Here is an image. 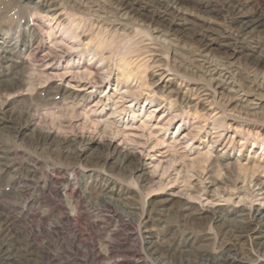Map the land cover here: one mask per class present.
<instances>
[{"label": "rangeland", "instance_id": "obj_1", "mask_svg": "<svg viewBox=\"0 0 264 264\" xmlns=\"http://www.w3.org/2000/svg\"><path fill=\"white\" fill-rule=\"evenodd\" d=\"M39 1L0 0V13L5 9L9 10L6 15L0 14V71H8L13 66L7 58L1 61L5 56L3 50L8 45L10 54L13 55L8 54L6 57L14 59L17 53L20 59L25 61L27 78L22 88L34 91L30 97H18L11 92L0 97V115L12 116L15 126L21 124L28 127L20 134L12 131L0 132V154L2 153L3 158L0 162V206L10 212L13 219L16 218V232L24 235L33 231L38 237L36 245L45 250L49 245L57 251L58 242H63L64 246L69 248L67 240L73 241L79 235L84 243L93 244L102 253L103 246L111 243L115 245L113 252L116 254L126 250L127 253L148 255L149 245H140L139 240H126L124 236L129 227L122 222L116 223L111 206L101 203L106 190L113 188L124 193V198H128L124 201L126 206L144 212L138 223L130 227L143 236L144 229L141 226L147 219L148 203L160 205L164 200H168L166 205L162 204L163 224L159 227L152 224L148 226L153 233L151 240L155 242L154 249L178 252L183 241L192 237L190 249L210 252L219 246L220 238L217 233L221 232L223 225L222 220L214 219L216 214L226 213L233 224H238L240 218H235L236 213L249 215V211L252 212L257 207L264 208V194L261 195L264 191H258L259 184L264 182V150L260 145V141H264V112L256 110L255 113H247L233 105L225 106L228 98L226 94L215 98L212 95L213 88L207 86L203 75L195 71L192 79L188 70L182 67L178 68L181 71L173 69L170 64L171 51L167 53L164 49L158 50L160 48L152 39L151 33L155 28L161 31L160 34L167 32L166 35L172 40V44L176 45L177 53H184L183 56L197 48L195 44L198 42L195 38L202 39L207 44L206 52L211 57L222 63L225 62L223 59L226 60L222 75L226 74L229 78L232 76L231 86L245 94L251 87L264 84L263 71L254 64L258 55L256 50L264 43V0H182L179 6L183 8L186 22L173 19L167 11L156 6L153 0H130L132 7L138 12L134 17L136 21L132 20L131 23L120 21L117 17V5L120 0H80L87 9L95 11L91 13L92 16L86 17V22L81 25L86 26L80 35L82 46L69 51L63 43L59 48L54 47L51 53L48 48L53 47L51 42L54 37L49 36L47 26H52L54 22L49 24L46 16L48 19L56 16V19L62 15L60 20L67 21L66 11L72 12L70 14L74 15V19L79 18V13L77 14L76 7L71 8L67 0H49L45 5ZM239 4L242 14L259 17L262 22L252 27L250 38L248 36L243 41L235 42L228 34V29L234 15L236 16L233 6ZM114 6L116 9H113ZM50 10L53 11L49 12ZM36 11L41 14L32 15ZM204 19L212 22L214 31L201 27ZM37 25L42 27V30ZM56 31L57 29L54 32ZM128 32L133 36H129L132 43L131 40L127 43ZM30 34L36 37L30 42V47L21 46L23 36L28 37ZM95 40H104L102 42L106 43L103 48H99ZM40 44L45 47L37 53L34 48ZM83 45H87L89 50L98 56L90 61L91 57L85 54L82 63L102 68L95 76L96 82L100 84L91 86V89H87L88 85L85 87L87 90L84 94L91 92L92 98L83 107L76 109H58L49 101L44 103L49 91L56 88L63 91L67 86L73 96L83 95L77 91L73 92L80 90L82 85L75 83L76 78H67L65 82L54 78L48 81L47 78L39 76L38 71L43 69L41 64L44 61L57 65L65 60L80 57L76 52L83 51ZM142 48L146 52L150 48V52L145 53ZM181 53H178V57H181ZM102 58L103 62L100 63L98 60ZM41 60L43 62L40 63ZM158 60L162 61L161 64H169L168 68L163 70H169L171 67V70H176V80L182 82L181 86L178 82V89L176 84H166V80H158V67L152 66L154 70L149 68V65ZM178 61H181L180 58ZM147 68L148 70H145ZM121 69L131 72L132 76L127 79V85L114 88L117 79H125L123 75L120 76ZM167 74L172 75V72ZM106 75H109L108 79ZM136 78L145 81L149 89L140 91L138 83L133 81ZM67 81L70 82L69 86ZM186 81L190 82V86L195 84L204 88L206 93L215 98L216 103L212 104L210 101L204 103L205 106H194V103L183 102L182 92ZM242 85L247 87V90ZM249 86L251 87L248 88ZM22 94L26 92L23 91ZM119 94L125 97L120 99ZM148 96L156 103L147 106L148 102L145 100ZM98 100H101L104 106L101 103L94 110L91 106ZM1 103L4 105L1 106ZM220 104H223V107ZM153 108L156 111L147 117ZM114 111L115 114L118 113L114 114V117L111 115L112 119H109V114ZM132 114H135V118ZM174 115L177 117L168 122L170 116ZM25 120L32 122V125L26 126ZM183 134H188V139L183 141L184 143L180 141L173 144V140L181 138ZM43 137H46L45 144L38 146L37 143ZM71 139H75L72 144ZM190 139L192 140L189 141ZM64 141L69 142L68 149L59 147L58 144ZM226 155H229L228 159L225 158ZM122 156H125L126 160L124 165L118 168ZM228 163L237 169L232 175L237 177L230 178V181H233L231 183L225 182L228 174L217 167V164L225 166ZM139 164L145 166L139 168ZM9 165L17 168L18 173L11 172L14 168L7 169L6 166ZM252 166L251 170L247 169ZM255 166H258L257 169ZM152 174L154 178H151ZM143 179L146 182L150 179L155 181L152 189L148 186L140 189L142 185L146 186ZM210 179L215 184L214 188L219 187L217 193H209V190L214 189L208 188L207 182ZM17 181L20 182L19 185L16 184ZM18 190L20 195L16 193ZM171 191L175 194L169 197ZM137 192L140 194H136ZM188 193L191 195L190 199ZM256 193L259 196L253 198ZM194 197H199L200 200L192 199ZM257 222L258 220L255 221ZM261 223V234L257 236L263 237L244 239L246 250L252 251L257 243H264V220ZM114 228L117 231L112 233ZM103 242L106 244L103 245ZM67 251L76 259L87 254L83 245L78 246V252L70 249ZM110 261L106 259L103 262L107 264Z\"/></svg>", "mask_w": 264, "mask_h": 264}, {"label": "bare ground", "instance_id": "obj_2", "mask_svg": "<svg viewBox=\"0 0 264 264\" xmlns=\"http://www.w3.org/2000/svg\"><path fill=\"white\" fill-rule=\"evenodd\" d=\"M20 1H27V0H19V2ZM150 1H152V0H150ZM181 1L182 0H175V1H172V0H155L154 1L153 0V3L156 6H158L159 8H162L165 11H167L172 16L173 19H181V21L186 22L187 20H186V18H184L183 8L179 6L180 5L179 2H181ZM47 2H49V0H40L39 1V3H41L43 5H45ZM67 2L70 4L71 8L76 7L77 14L79 13L78 14L79 18L74 19V15L70 14L72 12H67V11L65 12V16H67V21L66 20H63V21L60 20L62 15L56 19H55L56 16H53V18L51 17L49 19H48V16H46L47 21L50 22L49 24L54 22L52 24V26H50V25L47 26L48 30L50 31V33H48L49 36L54 37V39L51 42L53 47L51 46L48 48L49 52L54 47L59 48L60 45H62L63 43L66 44L67 50H69V51L75 49V47H77V46H82V40L80 39L81 38L80 35H81V33L84 32V29L86 26L84 25L85 27L84 26L81 27V25L86 22V20H85V19H87L86 17L89 18V16L93 15L91 13L95 12V11H92L91 9L90 10L87 9L86 5L83 4L80 0H67ZM113 9H116L115 6ZM117 10H118L117 11V15H118L117 17L119 18L120 21H126L128 23H131L132 20H133V22L136 21V19L134 20V17L137 16L138 12L132 7V3L130 2V0H120V2L118 1ZM51 11H53V10H50L49 12H51ZM8 12H9V10L5 9L0 14L6 15V14H8ZM233 12L236 13V16L234 15V18L231 21V23L229 22L230 28L228 29L229 30L228 34L232 37V39L235 42L243 41L248 36L250 38L249 33H250V30L253 29L252 27L260 25V23L262 21H260L259 17L247 16V15L242 14L240 4L233 6ZM34 14L38 15L41 13L39 11H36V12H33L32 15H34ZM108 18H109V16H108ZM148 25H147V30L149 29ZM140 26H142V25H140ZM37 27L42 30V27H40L39 25H37ZM201 27L205 28L209 31H214V28L212 27V22L208 19H204ZM56 29H57V31L54 32ZM80 29H81V31L78 33V31ZM116 30H117V28H116ZM116 30H114V31H116ZM124 31H123V33H125ZM138 31H139V29H138ZM226 31H227V29H226ZM90 32H92V30ZM130 32H132V30ZM130 32L127 33V35L129 34L128 37L130 36ZM160 32L161 31H159L156 28L152 29L151 30V33L153 34L152 39L157 43L158 47L160 48V49L157 48L158 50L164 49L166 52L171 51L172 57L170 59V64L172 65L173 69L179 70L178 68L182 67L184 70H188V72L191 73L190 77H192V79L194 77L193 74H195V71H197L198 74L200 73L201 75H203L202 77L206 81V82L205 81L204 82L207 84V86L209 85L210 87L213 88L212 90L214 93H212V92L211 93H212V95H214L215 98H216V96H218V98H219V96L226 94L225 96H227L228 98H227V102H226L227 105H225V106L233 105L235 108L239 107L240 111L244 110V112L247 111V113H248V111L249 112L253 111V113H255L254 111H256V110L264 112V101H263L264 100V84H261L259 86L256 85L257 87L249 86L248 88L251 87V89L248 90L247 92H245V94H244V93H242L243 92L242 88H241L242 92H240L239 90H237L233 86H231V82H230L231 79L230 78L232 76L229 78L226 76V74L222 75V72H223L222 68L225 66V63H227L226 60L223 59V61H225V62L222 63V61H220V60L217 61L213 57H211L209 55V53L206 52L208 46H207V44H205L202 41V39L194 37L196 39V41L198 42V44H195L196 42H194L193 40L192 41L194 42L195 45H197V48L196 49L193 48L194 52L192 51V52L187 53L186 51H184V52H186V55H184L185 57L183 56L184 53L178 52V53H181V57H182L181 58V57H178L179 54L177 53V51L175 49L176 45L175 44L173 45L172 40L166 35L167 32H164L161 34H160ZM138 33L140 34V32H138ZM57 34H59V36H56ZM92 36H93V34H92ZM146 36H149V35H146ZM130 37H133V36H130ZM227 37H228V35H227ZM33 38H36L35 35H33V34H30L28 37L23 36L21 46L30 47V42L33 40ZM129 38L127 39V41L131 40V38L130 39ZM94 39H96V38L94 37ZM103 39H104V36H103ZM95 41L97 42V45L99 48H103L104 43H106V42H102L104 40H102V41L101 40H95ZM114 42H116V41L114 40ZM109 43H110V41L108 42V46H109ZM127 43H129V41ZM130 43H132V40L130 41ZM112 45H114V44H112ZM258 45H259V43H258ZM44 47L45 46L43 44L42 45L40 44L39 47L35 46L34 49H37V53H38ZM63 47H64V45H63ZM83 47H85V49L83 51L76 52V54L80 55V57H74L71 60H65V62H64L65 66H64V63H62V64L58 63L57 65H52V64H50V62L47 63L44 61V63L41 64L43 69L38 70V71H40L39 76L41 75L44 78H47L48 81L50 78H54L58 81H64L65 82L67 80V78H70L69 80H71V79L74 80L76 78L77 81L75 83H78V84L82 83V85H80V88H81L80 90H73V92L77 91V92L83 93V95L78 96V97L73 96L69 92L71 89L67 86L65 87V90H63V91H62V89L58 90L56 88L54 90H51V92L49 91V94H48L47 98L44 100V103H47L49 101L50 104H52L54 106L56 105L55 107L58 109L59 108L62 109V108H66V107H70L71 109H76L77 107L79 108V106L83 107L84 104L89 99L92 98V96H91L92 94H90L91 92L84 94V91H86L87 89H91V86L95 87V86L100 84V83L96 82L97 80H95V76H97V72H99V70L101 71L102 68L99 69L100 67L97 68L96 65H94V64L91 65L89 63H87V64L82 63V62H84L85 58L83 56L85 54H87V56L91 57L90 61L95 59L98 56V54H94L93 52H91V50H89L87 45H83ZM106 47H107V45H106ZM110 49H111V47H110ZM144 49H146V47ZM144 49L142 48L141 50L143 51ZM177 49L180 50L179 47ZM148 50H147V52H150V50L149 51ZM190 50H192V49H190ZM190 50H188V51H190ZM153 51H154V49H153ZM144 52L147 53L145 50H144ZM155 52H157V51H155ZM3 53H5V56L1 58V61L3 59L7 58V61L11 62L13 66L8 71H4V70L0 71V97L6 96L10 92H11V94H17L18 97L19 96H25V95H28L30 97L31 95H33L34 91L32 92V90H30V88H25V89L22 88L24 86V80L27 78L26 67L24 65L25 61L20 59L21 57L17 53L15 54V57L17 56V58L14 57V59H12L13 57H6V55L11 53V49H10V47H8V45L5 47V50H3ZM192 53H194V54H192ZM256 53L258 55H257V57H255L254 64L256 67H260L263 71V74H264V43L262 46H259L257 48ZM10 55H13V54H10ZM111 55H112V53H111ZM179 58L181 61H178ZM218 59H220V58H218ZM167 60L168 59H166V61ZM98 61H100V63H102L103 58H102V60H98ZM41 62H43V61L41 60L40 63ZM161 63H162V61L160 62V60H158V61L153 62V64L149 65L151 67H149V66L148 67L150 69H153L152 66H154V65H155V67H158V72H157L158 73L157 74L158 80L159 81H161V80L165 81L166 80V82H165L166 84H169V83L173 84V85L176 84L177 89H178V87H179L178 82H180V86L182 85V82H181V80H176V77H178V74L174 73L176 70L175 71L171 70L172 69L171 66H170L171 69L169 68V70H163V68H168L169 64L168 63L167 64H161ZM156 64H159V65H156ZM129 65L130 64H128V66ZM69 66L72 68H70ZM79 67H82V69ZM144 67H145V65H144ZM79 69H81V70H79ZM160 69H162L163 71ZM27 70H28V68H27ZM145 70H148V68ZM153 70H151V71H153ZM179 71H181V70H179ZM167 72H170V73L172 72V75L167 74ZM184 72H187V71H184ZM104 74H105V72H104ZM106 74H108V73H106ZM154 74H155V71H154ZM121 75H123L125 79L122 81L117 79L115 81L116 85L114 86V88H117L119 85H122V86L127 85L128 84L127 79H129L132 76V73L127 72L124 69H121L120 70V76ZM183 75H185V74H183ZM229 75H231V74H229ZM169 76H172V77H169ZM108 77H109V75H106V79H108ZM44 78H42V79H44ZM198 78L200 79V77H198ZM262 78H264V77L262 76ZM83 80L85 82H81ZM133 81L138 83V85H139L138 88L140 91L141 90L144 91V89H149L148 88L149 85H146V82L143 81L142 79L136 78ZM193 81H195V80H193ZM44 82H45V80H44ZM197 82H199V81H197ZM25 84H27V83L25 82ZM67 84L69 86L70 82L67 81ZM87 85L89 87L87 89H85V87ZM242 86H244V85H242ZM253 86H254V84H253ZM184 87H185L184 92H182V97H183L182 101L185 102L186 104H188L190 102V103H194V106H195L196 104H202L203 105L204 103H208L210 101L212 104L216 103L215 98L213 96H211L210 93H206L207 91L203 90L204 88L202 89V87H198L197 85L195 86V84L190 86V82H187V81H186V84L184 85ZM34 88H35V86H34ZM246 88L247 87H245V89ZM209 89H211V88H209ZM23 91H25L26 94L23 95L22 94ZM250 91H251V93H249ZM121 94H119L121 96L120 99H123L125 96L123 97ZM161 99H163V98H161ZM145 101L148 102L147 106L149 104H152L155 102V100L154 99L152 100L150 96H148ZM222 101H223V99H222ZM255 101H258V102H255ZM101 103H102L101 100H98L91 107L94 108V110H96L95 108ZM3 105L4 104L1 103V106H3ZM102 106H104L103 103H102ZM203 106H205V104ZM221 106L223 107V104ZM154 108H156V107H154ZM154 108L152 109V111H149V114L147 115V117H149L152 114V112L156 111ZM0 113H1V110H0ZM224 113H227V112H224ZM224 113H222V115ZM114 114H115V111L111 112L109 114V116H110L109 119H112V116ZM196 114L197 113H195V115ZM132 116H133V118H135V114L134 115L132 114ZM176 117H177V115L170 116V118L168 119V122L174 120ZM24 123L26 126L32 125L31 124L32 122L27 121V120H25ZM214 123H216V122L214 121ZM217 124H218V122H217ZM26 128H28V127H23L21 124L17 125V126L13 125L12 116L6 117V116L0 115V132L9 133L12 131L14 133L20 134V132L23 129L26 130ZM216 135H217V132H216ZM188 136H189L188 134H183L181 138H178L177 140H173V144L179 143L180 141H182V143H184L183 141L188 139ZM257 136H259V135H257ZM191 140L192 139H190L189 141H191ZM45 141H46V137H43L40 139V141H39V143H37V145L38 146L41 144L44 145ZM74 142H75V139H71V144ZM68 143L69 142L64 141L58 145H59V147L61 146V148L63 147L64 149H68L70 147L68 145ZM260 145L263 148L262 150H264V141H260ZM60 151H62V150H60ZM66 151H68V150H66ZM1 155H2V153L0 154V162L3 159ZM228 156L229 155H226L225 158L228 159ZM215 157L216 156H214L213 158L215 159ZM125 160H126V157L122 156L120 164H118L117 167L120 168L121 166H123ZM142 166H145V165L139 164V168ZM217 167L220 168L221 170H224V172H226L228 174V178L225 182L231 183L233 181H230V178L234 179L235 177H237V176L232 177V175H234L236 170H237L234 168V166L232 164L228 163L225 166H223L221 164H217ZM257 167L258 166H255L256 169H257ZM6 168L7 169L14 168L11 171L14 174H17L19 171L17 168L10 166V165L6 166ZM251 168H253V166L250 168H247V169L251 170ZM141 169H144V168H141ZM253 172L256 173V171H254V169H253ZM154 177H155L154 175L151 176V178H154ZM252 177L255 178L254 175ZM256 178H258V177H256ZM142 181L146 184V186L142 185L140 187V189L145 188L147 186L150 189H152V187L155 185V181L153 179H150L149 182H146L145 179H143ZM215 181H218V179H215ZM16 184L19 185L20 182L17 181ZM207 185H208V188H214L215 184L212 181V179H210L207 182ZM19 188L22 189L21 186H19ZM218 189H219V187L214 188L213 190H209V193H217ZM258 191H264V182H261L259 184ZM16 193H18L19 195L21 194L19 190ZM136 194H140V193L137 192ZM172 194L173 195L175 194L174 191H171V193H169L168 196L171 197V196H173ZM263 194H264V192L261 195H263ZM70 195L71 194H69V196ZM124 196H125V194L122 193L121 191H116L113 188H111V189L106 190L105 197H102L101 203L111 206L113 213L115 214L116 223L119 224V222H122L125 226L129 227L127 234L124 236L127 238L126 240H134V241L139 240L138 243L140 245H143V244L149 245V248H147V250L149 251L148 255L147 254H140L141 257H138L140 255H136L135 253H127L128 251H126V250L123 251L122 249L121 250L123 252L116 254L115 252H113L115 245L113 244L114 245L113 246L111 243L106 244L105 242H103V245H104V243L106 245L103 246L104 253H102L101 251H98L93 244L84 243L81 240V238L79 237V235L73 241L72 240L70 241L69 239L67 240V242L70 244L69 248H66L64 246L63 242H58L57 251H54L53 249H51L49 245H47L48 249L45 250L43 248H39L36 245L38 237L33 231L28 232L27 234H24V235H20L18 232H16V230L14 228L15 227L14 220L16 221V218L13 219V217L10 215V212H7L5 210V208H3V206L2 207L0 206V264H105L103 261L106 259L111 260L110 263H107V264H144L145 262H146L145 264H264V243H262V242L257 243L255 248H253L252 251L246 250L244 248V244H243L244 239L254 240V239H259V238L263 237L262 235H259V237L257 236V234H261V229H262L261 226L263 225L261 223V221L264 220V211H262V209L264 210V208H262V207H257V209H253L252 212L249 211V213H251L249 215H243L242 213H236L234 215L235 218H240V220L237 222L238 224H233L234 222L228 218V215L226 213L225 214H216V217L214 219L219 220V221L222 220L223 225H222L221 232L217 233V236L220 238L219 246L217 248H215L214 250H212L210 252H204L200 249H193V248L190 249V245H191L190 242L192 240V237H188L183 241L182 246H181V250H179L178 252H172V251H168V249L166 251L165 250L160 251V250L154 249L155 247L153 248V244H155V242H153L151 240L153 233H151L150 230L148 229L149 224H152L156 227H159L163 224V222L161 221V218H162L163 212H164V207L162 206V204L166 205L168 203V200H164L162 202V204H160V205H156V204L152 205L151 202L148 203L149 209H148V212H146L147 213V215H146L147 219L145 220V222L143 221L142 226L140 225L144 229V231H143L144 236H143V235H140L139 232H136V230L134 231V229H130V227H132V225H134L135 223H138V220H140L139 217L140 218L143 217L142 215L144 212L142 213L139 211V209H136L134 207H130L128 205L126 206V204H124V201L128 200V198H124ZM187 196L189 199L191 198V195L189 193L187 194ZM257 196H259L258 193H256L255 196H253V198H255ZM113 197L115 199H113ZM192 199L200 200L199 197H194ZM187 203H189V202L187 201ZM121 204H124V206H121ZM136 212H139V214ZM134 216L137 217V219ZM110 218H112V217H110ZM256 220H258L257 223H255ZM116 231L117 230L115 229V231H113L112 233H115ZM137 231H139V230H137ZM124 243H125V241H124ZM79 245H83L86 248L87 254L85 256L79 255L80 258L76 259L67 250L70 249L72 251L78 252V246ZM116 246L118 247V245H116ZM107 253H108V256H107ZM125 261H129V262H125Z\"/></svg>", "mask_w": 264, "mask_h": 264}]
</instances>
